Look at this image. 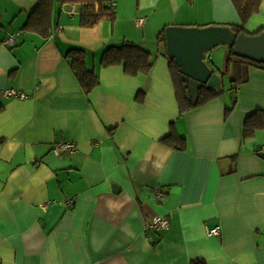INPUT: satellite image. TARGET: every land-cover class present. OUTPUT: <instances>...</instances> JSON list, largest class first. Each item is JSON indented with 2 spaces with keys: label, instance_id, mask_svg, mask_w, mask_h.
Returning a JSON list of instances; mask_svg holds the SVG:
<instances>
[{
  "label": "crops",
  "instance_id": "crops-1",
  "mask_svg": "<svg viewBox=\"0 0 264 264\" xmlns=\"http://www.w3.org/2000/svg\"><path fill=\"white\" fill-rule=\"evenodd\" d=\"M111 2L114 19L93 26L60 6L43 36L22 29L37 0H0V264H264V128L243 136L247 116L264 109V69L226 72L229 48L219 45L207 60L226 91L181 111L158 40L170 25H240L233 0ZM244 29H264V0ZM13 32L15 44H4ZM126 42L151 53L148 72L101 65L105 48ZM73 48L98 75L89 93ZM225 92L235 99L229 112ZM63 141L76 151L54 155ZM155 216L168 225L150 230ZM216 225L220 236L207 235Z\"/></svg>",
  "mask_w": 264,
  "mask_h": 264
},
{
  "label": "trees",
  "instance_id": "trees-1",
  "mask_svg": "<svg viewBox=\"0 0 264 264\" xmlns=\"http://www.w3.org/2000/svg\"><path fill=\"white\" fill-rule=\"evenodd\" d=\"M262 0H233L238 15L241 20L240 25L230 26L237 33H248L244 29L247 20L259 10ZM67 3H78L80 5V24L83 26H93L103 18L114 19L115 11L111 0H37V4L32 12L28 15L23 26V30L37 32L43 36H49L53 30L54 16L60 6ZM1 21V12H0ZM264 31L261 29L255 33ZM158 40L165 43V28L158 35ZM67 56L71 60L72 67L82 84L85 92L89 93L99 84V78L93 69L87 66L86 52L80 48H73L67 52ZM100 63L103 66L122 65L124 72L128 75L135 76L138 73H146L152 67L153 58L151 53L145 48L133 44L123 43L122 45H112L104 49L102 52ZM238 68L241 66H253L264 69V60L253 59L249 57H241L229 49L227 57L226 72L230 67ZM170 67L178 86V98L180 100L181 111L191 109L193 107L204 105L210 100L220 96L222 89H214L210 87H202L198 90L196 99H188L185 91L179 81L177 66L173 60H170ZM236 80V79H235ZM241 81V80H240ZM143 96V92L138 94ZM235 105L233 99L232 105L226 107V112L232 110ZM264 128V109H258L249 114L244 121L243 136L249 137L256 131ZM166 139L177 140L175 144L177 148H185L186 140L184 137L171 133ZM264 157V155H262ZM194 264H205L203 261H196Z\"/></svg>",
  "mask_w": 264,
  "mask_h": 264
},
{
  "label": "water",
  "instance_id": "water-1",
  "mask_svg": "<svg viewBox=\"0 0 264 264\" xmlns=\"http://www.w3.org/2000/svg\"><path fill=\"white\" fill-rule=\"evenodd\" d=\"M226 45L241 57L264 60V31L237 33L228 25L179 26L165 28L167 56L177 66L179 81L188 99H196L202 87L218 89L221 77L208 62V53Z\"/></svg>",
  "mask_w": 264,
  "mask_h": 264
},
{
  "label": "built area",
  "instance_id": "built-area-1",
  "mask_svg": "<svg viewBox=\"0 0 264 264\" xmlns=\"http://www.w3.org/2000/svg\"><path fill=\"white\" fill-rule=\"evenodd\" d=\"M65 7V12L68 15H74L76 13H80V5L78 3H67L61 6V9H64ZM144 19L143 18H138L135 20V25L136 27L140 28L143 26ZM18 33H10L5 40L3 41L4 44L13 46L16 41V36ZM4 94L8 97L14 96V97H19V98H25L27 97L26 93L13 89V88H8L4 90ZM76 151V144L73 141H63V142H58L52 146V152L56 156H62L65 153L68 152H74ZM155 196L158 198L163 197L162 191L157 188L155 190ZM75 202L74 198L67 199L64 204L66 206H72ZM148 228L150 230L156 231L160 228H164L168 225V220L164 216H155L152 219L148 220ZM206 233L209 236H220L221 234V228L219 225H216L212 228H206Z\"/></svg>",
  "mask_w": 264,
  "mask_h": 264
},
{
  "label": "rangeland",
  "instance_id": "rangeland-1",
  "mask_svg": "<svg viewBox=\"0 0 264 264\" xmlns=\"http://www.w3.org/2000/svg\"><path fill=\"white\" fill-rule=\"evenodd\" d=\"M222 47H224V46H217V47H215V48H213L209 53L211 54L215 49H223ZM217 51V50H216ZM215 62V61H214ZM224 75H223V77H224V81H225V83H226V85L227 86H229L230 85V83H231V80L233 79V75H230V74H228V73H223ZM224 90H225V88H223ZM222 89V90H223ZM223 90V91H224ZM226 91V90H225ZM233 95H231V94H228L227 92H225L224 94H223V97L224 98H226L227 100H228V106H231L232 105V102H233V100H232V102H231V97H232ZM228 97V98H227Z\"/></svg>",
  "mask_w": 264,
  "mask_h": 264
},
{
  "label": "flooded vegetation",
  "instance_id": "flooded-vegetation-1",
  "mask_svg": "<svg viewBox=\"0 0 264 264\" xmlns=\"http://www.w3.org/2000/svg\"><path fill=\"white\" fill-rule=\"evenodd\" d=\"M192 99V98H191Z\"/></svg>",
  "mask_w": 264,
  "mask_h": 264
}]
</instances>
